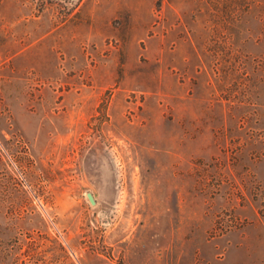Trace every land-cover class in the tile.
<instances>
[{
	"label": "rangeland",
	"instance_id": "obj_1",
	"mask_svg": "<svg viewBox=\"0 0 264 264\" xmlns=\"http://www.w3.org/2000/svg\"><path fill=\"white\" fill-rule=\"evenodd\" d=\"M0 264H264V0H0Z\"/></svg>",
	"mask_w": 264,
	"mask_h": 264
},
{
	"label": "water",
	"instance_id": "obj_2",
	"mask_svg": "<svg viewBox=\"0 0 264 264\" xmlns=\"http://www.w3.org/2000/svg\"><path fill=\"white\" fill-rule=\"evenodd\" d=\"M87 199L90 202V204H92V205L95 204V200H94L93 196L90 193H87Z\"/></svg>",
	"mask_w": 264,
	"mask_h": 264
}]
</instances>
